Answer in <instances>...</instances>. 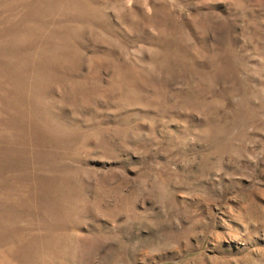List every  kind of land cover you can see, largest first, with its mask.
<instances>
[{"label": "rangeland", "instance_id": "1", "mask_svg": "<svg viewBox=\"0 0 264 264\" xmlns=\"http://www.w3.org/2000/svg\"><path fill=\"white\" fill-rule=\"evenodd\" d=\"M0 264H264V0H0Z\"/></svg>", "mask_w": 264, "mask_h": 264}]
</instances>
